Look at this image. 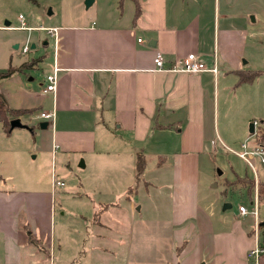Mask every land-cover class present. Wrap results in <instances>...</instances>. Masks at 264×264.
<instances>
[{
    "label": "crops",
    "instance_id": "crops-1",
    "mask_svg": "<svg viewBox=\"0 0 264 264\" xmlns=\"http://www.w3.org/2000/svg\"><path fill=\"white\" fill-rule=\"evenodd\" d=\"M219 8L217 0H127L119 18L46 26L58 28L57 51L52 45L50 59L26 62L0 80L7 105L22 111L17 118L36 137L32 158H41L28 187L0 188V264H55L56 169L65 175L74 170L82 191L94 194L74 196L89 250L101 230L118 236L124 229L135 237L134 229L141 227L151 233L154 247L161 248V237L173 245L171 263L248 264L249 250L264 245L261 229L229 232L216 225L200 198L197 177L203 154L219 139V77L251 70L241 62L244 23L230 24ZM28 27L31 33L44 26ZM43 32L48 39L42 45L53 44ZM157 52L162 70L154 68ZM188 53L208 67L216 63L217 73L169 70ZM54 66L56 88L45 93ZM42 111L53 112V121L41 120ZM139 153L145 163L137 181ZM166 161L172 169L170 195L161 193ZM61 262L82 263L76 255ZM123 263L129 264L127 256Z\"/></svg>",
    "mask_w": 264,
    "mask_h": 264
},
{
    "label": "rangeland",
    "instance_id": "rangeland-1",
    "mask_svg": "<svg viewBox=\"0 0 264 264\" xmlns=\"http://www.w3.org/2000/svg\"><path fill=\"white\" fill-rule=\"evenodd\" d=\"M217 2L221 18L228 17L230 24L233 25L240 21L244 23L247 40L241 62H246L245 68L261 74L252 84L240 85L238 77L233 74L223 79L219 77L216 93L219 139H216L213 148L207 149L199 164L197 173L199 193L206 209L210 214H214L216 225L224 226L222 229H228L229 232L239 227L250 232L255 230V224L264 222V201L257 200V223L252 213L243 216L239 213L240 206L246 207L248 211L253 210L250 198H255L259 185L264 183L262 163L264 155L255 149L256 131L264 123V0H217ZM124 3L127 4V0H93L90 6H86V0H0V72L6 71L9 67H20L26 62L36 65L41 57L51 58L52 41L49 40V45L44 46L42 42L48 37L43 31L28 33L21 30L20 15L28 26H62L78 20L96 21L97 17L119 18ZM124 10L126 11L124 16H128L129 9ZM5 21L9 22L8 27H2L5 26ZM25 44L29 47L27 54L21 53V48ZM15 45L19 47L15 48ZM32 45L35 47L31 48ZM251 123H254V133L250 132ZM242 144H246L247 151L254 152L246 157L247 160L237 155L243 152ZM35 148L36 137L30 130L15 127L7 132L0 116L1 190H11V186L17 189L29 186V179L41 161L40 157L32 158ZM169 160L172 161L171 158ZM170 161L164 162L161 167V193L165 191V195H170L172 171ZM54 172L56 180L64 182L63 186L57 187L53 196L55 264H63L62 259L69 255H76L82 261L76 264H124V256L129 259V264H139V259L140 264H174L170 262L171 254L175 252L173 245L161 237V248L154 247L150 240L151 233L145 232L147 229L141 227L134 229L135 237L132 233L127 235L124 229L120 234L117 232L118 236L115 233L111 236L101 230L99 238L95 241V248L89 250L87 233L84 227L78 224L79 216L74 213L76 210L79 211L74 196L92 197L94 194L91 190L89 193L82 191L79 175L74 170L68 171L66 175L59 173L58 169ZM238 178L246 179L240 182L237 181ZM251 181L252 186L249 187L248 182ZM140 184L142 188V182ZM138 195H142V190H139ZM227 204L230 206L224 209ZM219 209V215L215 216ZM73 226L79 230L73 232ZM258 227L260 229L259 225ZM261 232L257 234L260 241ZM85 246L87 249L84 254ZM252 261L247 259L248 264Z\"/></svg>",
    "mask_w": 264,
    "mask_h": 264
},
{
    "label": "built area",
    "instance_id": "built-area-1",
    "mask_svg": "<svg viewBox=\"0 0 264 264\" xmlns=\"http://www.w3.org/2000/svg\"><path fill=\"white\" fill-rule=\"evenodd\" d=\"M19 22L20 26L19 28L21 30H26L30 29L24 21V18L20 15L19 16ZM38 30H43L45 31L53 40V45H54V51L56 52L57 50V33H58V28L57 27H38ZM141 41V39H139ZM29 51V47L27 44H25L21 48V53L25 54ZM153 64L154 68L156 70H162L164 69V60L163 56L160 52H157L153 58ZM59 68L54 66L52 74H49L45 78V86L43 89V92H52L56 88V81H57V72ZM171 71H182V72H187V73H198L201 71H209L214 74L217 73L218 68L216 66V63H214L212 66L208 67L203 61H201L196 53H188L186 56L181 57L177 59V61L172 65V67L169 68ZM39 118L41 120H46L49 122H52L54 119V113L53 112H45L42 111L39 115ZM241 149L243 152L237 153V155L240 158H243L247 160V156L254 154V152H249L247 151V146L246 144L241 145ZM256 149V148H255ZM256 152H259L261 155H264V150L263 149H256ZM262 163H264V160H262ZM64 185L63 181H58L56 180V177L53 175L51 179V186L53 189H56L57 187H61ZM253 205V210L248 211L246 207L240 206L239 207V213L243 216L248 214L249 212L254 215L256 223L258 222V211H257V195H255V198L251 202ZM259 224H255V231L258 229ZM261 257H264V245H259L256 243L254 247H252L249 252L247 253V258L253 260L254 264H258V261Z\"/></svg>",
    "mask_w": 264,
    "mask_h": 264
},
{
    "label": "trees",
    "instance_id": "trees-1",
    "mask_svg": "<svg viewBox=\"0 0 264 264\" xmlns=\"http://www.w3.org/2000/svg\"><path fill=\"white\" fill-rule=\"evenodd\" d=\"M26 66V63H23L22 66ZM9 67L6 71L0 72V80L9 77L12 75L15 71L20 70L22 67ZM260 72L249 70V71H240L238 74V83H252L258 75H260ZM22 111L20 110H15L11 109L5 100V97L3 94L0 92V116L2 119L3 127L7 132H10L11 127H10V120L13 118H17ZM256 143H255V148L256 149H263L264 150V123L261 125V127L256 131ZM144 163L145 159L142 154H138L137 156V163H136V178L138 181V178H140V175L142 174V171L144 169ZM246 178H238L237 181L239 180L240 182L242 180H245ZM252 182H248V186H252ZM254 198H250V201L252 202ZM257 200L258 201H264V183L260 184L257 190ZM260 229L262 231V236L264 238V226L259 225Z\"/></svg>",
    "mask_w": 264,
    "mask_h": 264
},
{
    "label": "water",
    "instance_id": "water-1",
    "mask_svg": "<svg viewBox=\"0 0 264 264\" xmlns=\"http://www.w3.org/2000/svg\"><path fill=\"white\" fill-rule=\"evenodd\" d=\"M92 1H93V0H86V6H90V4L92 3ZM4 24H5L6 27H8L9 22L6 21ZM15 48H18V45H15ZM31 48H34V45H32ZM39 126H40L42 129H45V128L47 127V123H46V122H42V123L39 124ZM10 127H11V129H12V128H15V127H23V128H27L26 125H24V124L21 123V121H20L19 118H13V119H11V120H10ZM250 132H251V133H254V123H251V125H250ZM229 206H230V205L227 204V205L224 206V208L229 207ZM261 225L264 226V222L261 223Z\"/></svg>",
    "mask_w": 264,
    "mask_h": 264
}]
</instances>
